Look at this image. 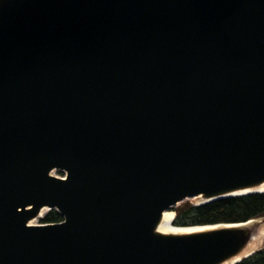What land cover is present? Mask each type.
<instances>
[{"label":"water","instance_id":"obj_1","mask_svg":"<svg viewBox=\"0 0 264 264\" xmlns=\"http://www.w3.org/2000/svg\"><path fill=\"white\" fill-rule=\"evenodd\" d=\"M262 183L264 0H0V264H220L162 213Z\"/></svg>","mask_w":264,"mask_h":264},{"label":"trees","instance_id":"obj_2","mask_svg":"<svg viewBox=\"0 0 264 264\" xmlns=\"http://www.w3.org/2000/svg\"><path fill=\"white\" fill-rule=\"evenodd\" d=\"M172 211V225L178 228L245 223L264 217V194L227 198L199 206L185 201ZM60 221L61 217L54 210H49L39 223ZM236 264H264V246Z\"/></svg>","mask_w":264,"mask_h":264},{"label":"bare ground","instance_id":"obj_3","mask_svg":"<svg viewBox=\"0 0 264 264\" xmlns=\"http://www.w3.org/2000/svg\"><path fill=\"white\" fill-rule=\"evenodd\" d=\"M251 192H261L264 193V183L255 186L250 189H246L244 191H240L237 194H243V193H251ZM47 211V209L42 208L35 219L31 220L28 224L33 225L35 220L38 218H41V216ZM173 220V214L171 212H163L158 224L156 225L155 232L160 235H184V234H190L195 232L204 231L211 228L206 227H186V228H178L174 227L172 225ZM254 221V220H253ZM256 223V222H255ZM250 224V223H248ZM254 224V223H252ZM257 227L254 231V234H252V237L250 240L246 243V245L243 247V250L236 256L231 259H228L220 264H233L237 262L238 260L243 259L247 254L259 249L261 244L264 242V225L261 226H255Z\"/></svg>","mask_w":264,"mask_h":264},{"label":"rangeland","instance_id":"obj_4","mask_svg":"<svg viewBox=\"0 0 264 264\" xmlns=\"http://www.w3.org/2000/svg\"><path fill=\"white\" fill-rule=\"evenodd\" d=\"M51 175L52 176H55V177H63V173L61 172H58V171H52L51 172ZM185 202V201H184ZM187 202L191 203V204H194L195 203V200H192V199H189L187 200ZM182 203V202H181ZM180 204V203H179ZM178 204V205H179ZM176 205V206H178ZM176 206H173L172 208L166 210V212H171L173 214V211L172 209ZM48 210L41 216V218H38L37 220H35L34 224H41L39 223V220H41L46 214H47ZM255 226H261V225H264V217L262 218H258V219H255ZM257 228V227H256ZM264 246V242L261 244V246L259 247V249H261L262 247Z\"/></svg>","mask_w":264,"mask_h":264}]
</instances>
